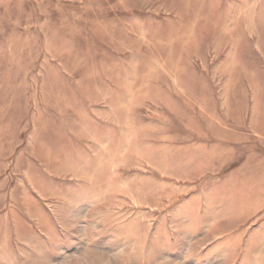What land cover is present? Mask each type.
I'll return each instance as SVG.
<instances>
[{"label": "rangeland", "instance_id": "374dc122", "mask_svg": "<svg viewBox=\"0 0 264 264\" xmlns=\"http://www.w3.org/2000/svg\"><path fill=\"white\" fill-rule=\"evenodd\" d=\"M0 264H264V0H0Z\"/></svg>", "mask_w": 264, "mask_h": 264}]
</instances>
